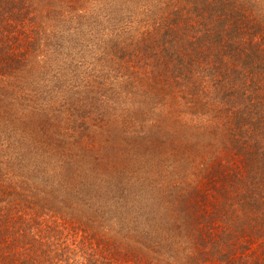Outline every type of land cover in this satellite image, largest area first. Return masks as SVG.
Here are the masks:
<instances>
[{
    "label": "trees",
    "instance_id": "obj_1",
    "mask_svg": "<svg viewBox=\"0 0 264 264\" xmlns=\"http://www.w3.org/2000/svg\"><path fill=\"white\" fill-rule=\"evenodd\" d=\"M0 264H264V1L0 0Z\"/></svg>",
    "mask_w": 264,
    "mask_h": 264
},
{
    "label": "rangeland",
    "instance_id": "obj_2",
    "mask_svg": "<svg viewBox=\"0 0 264 264\" xmlns=\"http://www.w3.org/2000/svg\"><path fill=\"white\" fill-rule=\"evenodd\" d=\"M264 1V0H263ZM100 2H101V4H103V0H100ZM94 8H97L96 6H94ZM93 8V9H94ZM92 9V8H91ZM95 12L93 13V11L92 12H90L88 15H86V21H88V22H93V23H96V17H98V19H102L103 20V16L102 15H98L99 13H100V10H94ZM96 15H98V16H96ZM58 24H59V22L58 21H56V28L57 27H59V29H61L62 28V25L60 24L59 26H58ZM83 44H84V42H83ZM90 46V45H89ZM87 51V50H91V48L90 47H88V48H85L84 46H82V47H76L72 52L75 54V53H77L76 55H78L80 52H82V51ZM45 67H43V68H40V69H44ZM35 69H37L36 71H38L39 70V68L37 67V68H35ZM38 75L39 76H37V78H36V81L37 82H39L40 84H43L44 82H45V79L47 78V76L45 77V76H43L44 75V71L42 70H39L38 71ZM37 74V73H36ZM78 80H80L79 78H78Z\"/></svg>",
    "mask_w": 264,
    "mask_h": 264
}]
</instances>
